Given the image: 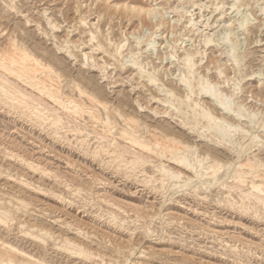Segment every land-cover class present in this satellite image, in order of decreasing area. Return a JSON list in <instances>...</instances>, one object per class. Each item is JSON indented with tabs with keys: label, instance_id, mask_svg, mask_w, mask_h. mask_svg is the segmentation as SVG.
I'll use <instances>...</instances> for the list:
<instances>
[{
	"label": "rangeland",
	"instance_id": "rangeland-1",
	"mask_svg": "<svg viewBox=\"0 0 264 264\" xmlns=\"http://www.w3.org/2000/svg\"><path fill=\"white\" fill-rule=\"evenodd\" d=\"M124 4L156 8L159 13L150 20L126 11L122 8ZM262 7L264 0H238L236 3L234 0H0V30L4 29L5 34L0 38V48L7 38L18 40L19 37L25 40L22 42L25 48L50 65L53 71L59 72L61 68V78L56 83L66 95L78 98L73 89L74 82L78 85L81 82L80 88L88 84L87 92L91 90L90 94L106 102L110 114L116 109L123 112L125 118L127 115L134 117L141 131L145 127L149 130L154 127L176 135L179 133L184 146L190 142L185 154L188 159L200 160L206 154L211 159L217 158L221 166L219 182L228 188L233 184L224 176L231 167L235 170L237 163L233 146L208 138L207 132H198L204 122L193 117L190 109H184L186 117H181L151 97L164 98V91L172 90L176 99H185L188 90L178 83L180 77L187 76L183 58L190 52L195 63L191 76L195 95L191 101L197 102L199 107H207L217 118L225 117V121L233 124L231 126L238 125L231 127L236 129L235 132L230 130L234 135L232 140L243 147L246 155H256L263 161ZM17 10L22 12L21 16L16 15ZM27 18L30 22L25 24ZM239 21L243 23L242 27ZM91 35L94 39L89 42ZM206 37H211L210 45L204 44ZM95 44L100 45L99 51H95ZM118 48L120 53L115 52ZM68 52L73 53L71 57ZM85 52L86 59L82 56ZM129 61H137L144 72L155 74L156 84L160 85L158 89L140 79ZM180 72L182 76H179ZM203 80L212 86L217 84L214 89L220 90L224 99L231 100L227 101L231 103H228L232 105L231 109L243 112L244 120L243 117L238 121L222 115L209 98L197 95L198 85ZM159 88L164 90L162 94ZM157 91H160L158 95ZM33 94L37 97L35 102L41 103L39 108L58 109L62 122L53 125L49 114L34 119L37 116L32 108L36 103L33 106L16 105V102L4 104L0 91V207L11 214L8 217L11 221L6 220L0 225V241L26 254L37 255V261L46 264H264V206L255 204L253 199L241 200L239 197L240 191L247 190L250 180L231 195L219 183L216 187L198 183L195 186L199 187V192H195L194 183L179 188L192 174L183 173L179 180H167L157 171V159L153 160L154 166L136 168L137 171L125 168V165L118 167L116 162L107 163L109 155L98 152L95 157L93 153L98 145L96 133L100 134L107 120L101 107L84 101L85 113L71 118L62 115L63 110L43 96ZM43 100L47 105L42 103ZM93 108L100 115L98 123L88 116L87 111H93ZM155 111L158 114H154ZM196 111L197 114L199 108ZM250 115L257 128L248 124L252 119ZM111 118L112 115L109 120ZM182 119L185 124L181 123ZM112 126L114 128L107 134L109 140L118 139L117 133L124 122L116 119ZM77 128L82 132L74 133ZM245 130L247 134H244ZM250 135L257 136L253 143H250L253 138ZM161 163L165 169L176 172L173 164L164 160ZM148 178H151L150 183ZM209 180L202 179L207 184ZM32 225L49 230L51 237L46 236L41 242L43 240L22 233ZM65 238L91 256L77 258L60 250Z\"/></svg>",
	"mask_w": 264,
	"mask_h": 264
},
{
	"label": "bare ground",
	"instance_id": "bare-ground-1",
	"mask_svg": "<svg viewBox=\"0 0 264 264\" xmlns=\"http://www.w3.org/2000/svg\"><path fill=\"white\" fill-rule=\"evenodd\" d=\"M235 3L238 1L234 0ZM196 4H194L195 6ZM235 5V4H234ZM233 5V6H234ZM237 5V4H236ZM118 7V5H115V7ZM193 6V5H192ZM122 8H124L126 11L130 12V13H136L137 16L142 17V15L144 16V18L147 19H153L157 17V14L159 13V11L156 8H147V7H136V6H129V5H122ZM13 9V8H12ZM116 9V8H115ZM264 8L262 7V10ZM160 10V9H159ZM125 12V13H128ZM158 12V13H157ZM264 12V10H263ZM16 15L21 16V11L17 10ZM222 13V12H221ZM224 13H222L221 15L223 16ZM128 16V15H127ZM156 16V17H155ZM161 16V15H160ZM159 17V16H158ZM241 20L242 21H245ZM25 24H28L30 21L27 18L26 20L24 19ZM190 21V25H192V21ZM84 22V21H83ZM240 22V21H239ZM239 23V25L243 24V23ZM247 22V21H246ZM161 24V23H160ZM159 24V25H160ZM246 25V23H245ZM154 26V25H153ZM155 27H158L155 26ZM242 27V25H241ZM239 27V28H241ZM245 27V26H243ZM57 28V27H56ZM242 29V28H241ZM0 38L2 36H4V29L0 30ZM13 35V34H12ZM9 36V35H8ZM15 36V35H14ZM18 37V36H17ZM152 37V36H151ZM225 38V37H224ZM223 38V39H224ZM94 39L93 35L90 36L89 42L92 41ZM206 39V40H205ZM204 40V44L205 45H210L212 42L210 41L211 37L209 38H205ZM225 39H229V38H225ZM236 39V38H235ZM108 40V39H107ZM65 41V40H64ZM88 41V40H87ZM225 41V43L227 42H231V41ZM237 41V40H236ZM22 41L19 37L18 40L17 38H13V37H9L6 40L5 45H3L0 48V91L2 93V100L5 102L4 104H8V103H13L16 102V105H25V106H33L34 103H36L35 101L37 100L36 95L33 94V92L37 93L38 95H41L44 97V99H46L47 101L51 102V104H53L55 107L62 109L63 113L62 115H65L67 117H75L76 115H80L81 113H85V107H84V101H87L90 105H96L99 106L103 109V111L106 112V116L105 118L106 123L104 122L103 125L104 127L102 128L100 134L96 133L97 137H95V140L97 142V148L93 149V153L95 155V157L97 156V153L99 152H104L107 156L109 155V161L107 163L110 164H115V162L117 163V166L119 167L124 166L125 168L131 169V170H135L136 168H145V167H149L151 165L154 164V159H157L159 161L158 165L156 166L157 171H159V173L162 174V176L164 178H166L167 180H179L180 178H183V173H189L192 174L194 181L192 180L193 178L191 176V178L187 177L185 182L182 184V186L179 185V188H187L190 184L194 183L193 186L198 185V183L201 186H206L208 185L210 186H215L218 183L220 184V186H223V182H219V178H218V173L219 170L221 169V166L218 163V160L216 157H214L213 159H211V157H208V154H206L205 158H201L200 160L195 159V157L193 159H188V157L185 155L186 151L188 149V146L190 145V142L188 146H184L183 142L180 140V135H176L173 134L169 131L166 130H162L159 128L154 129L153 130H149L146 129L145 125H144V130L141 131L140 130V126L138 121L134 118V117H129L127 115V117L125 118L124 113L114 109V112L112 114H110L109 109L107 108V103L104 102L103 100H99L98 98H96V95L94 94H90L91 93V88L89 89L90 92H87V90L85 89V87L88 86H84V88H80L78 84H76L74 82V88L77 91V95H78V100L73 99L72 96H68L65 93L62 92L61 88L59 85H57L56 80L61 78L59 75V72L61 70V68H59V72H55L53 71V69L50 67V65H46L45 63H43L40 59L36 58L35 55H33V53H30V51H28L27 48H25V46L23 45ZM211 42V43H210ZM235 42V41H234ZM71 43V42H70ZM222 43V42H221ZM224 43V44H225ZM26 44V43H25ZM64 44V42H63ZM69 44V43H68ZM231 44V43H230ZM237 44V43H234ZM234 44H232L234 46ZM72 45V43H71ZM70 45V46H71ZM204 45V46H205ZM228 45V44H227ZM74 46V45H73ZM72 46V47H73ZM77 46V45H75ZM146 46V45H145ZM148 46V45H147ZM231 46V45H230ZM232 46V47H233ZM71 47V48H72ZM236 47V46H234ZM120 48L122 49V47L120 46ZM120 48L116 49L115 52L116 53H120ZM63 49V48H61ZM60 49V50H61ZM68 49V48H67ZM75 49V48H74ZM94 49V47H93ZM101 49L99 44H95V51H99ZM236 49V48H235ZM79 50V49H78ZM104 50V49H103ZM142 50V49H140ZM146 51V49H144ZM142 50V51H144ZM230 50V49H229ZM69 51V50H68ZM80 51V50H79ZM78 51V52H79ZM94 51V52H95ZM120 51V52H119ZM148 51V49H147ZM231 51H234L231 49ZM230 51V53H232ZM236 51V50H235ZM61 52V51H60ZM133 52V51H132ZM153 52V51H152ZM186 52V51H185ZM184 52V53H185ZM189 52V51H188ZM107 53V52H106ZM142 53V52H140ZM147 53V52H146ZM199 53V52H198ZM224 53V52H223ZM227 53V52H226ZM225 53V54H226ZM228 54L231 55L234 54ZM67 54V53H66ZM73 54V53H72ZM71 53L68 52V55L71 57L72 56ZM115 54V53H114ZM148 54V53H147ZM226 54V56H227ZM237 53H235L236 55ZM122 55V54H119ZM135 55V54H134ZM133 55V56H134ZM139 55V54H138ZM173 55V54H172ZM85 59H86V52L82 55ZM117 56V54H116ZM150 56V55H149ZM171 56V55H170ZM176 56V55H175ZM195 56V55H194ZM229 56V57H231ZM240 56L243 57V54ZM238 56V57H240ZM94 57V56H93ZM113 57V56H110ZM120 57V56H119ZM122 57V56H121ZM183 57V56H182ZM181 57V58H182ZM237 57V56H235ZM237 57V58H238ZM241 57V58H242ZM73 58V57H72ZM83 58V59H84ZM92 58V57H91ZM90 58V59H91ZM139 58V57H138ZM148 58V56H147ZM150 58V57H149ZM174 58V57H173ZM228 58V57H227ZM114 59V58H112ZM136 59V57L134 58V60ZM179 59V58H178ZM233 59L234 56H233ZM243 59V58H242ZM54 60V59H53ZM132 60V59H130ZM137 60V59H136ZM180 60V59H179ZM230 60V59H229ZM241 61V59H239ZM238 60V61H239ZM95 61V60H94ZM138 61V60H137ZM137 61H129L132 62L131 63V67L134 70H137V75L139 76L140 79H143V81L147 82L150 87L156 86L157 89L158 86L156 83L158 82V79H156L153 75H151V73H146L141 69V66L137 63ZM163 61V60H162ZM161 61V62H162ZM232 61V59H231ZM53 62V61H52ZM236 62V59L235 61ZM233 62V64H235ZM104 63V62H103ZM197 63V62H196ZM242 63V62H241ZM85 64V63H84ZM183 64L186 67V71H187V76L185 74V76L180 77L179 78V82L178 84H180V86H183L185 89L188 90V93L185 95V99L184 100H179L176 99L175 95L171 92V91H164L162 88H159V90L162 92L164 91V98H156V97H151L152 99H154L159 105H161L162 107L168 108L173 111L175 113V115L179 114L181 115V117H186L185 113L183 112L184 109H190L191 113L193 114V117H198L199 121H203L204 125L201 126L202 130H199L198 132H202V133H208L207 136L209 138L213 137L216 138V141L219 140L220 143H228L231 144L233 147L231 149H234L235 152L233 153H237V163L235 166V170H231L224 176L226 178H228L229 180L232 181L233 186H228V188L226 186H223V188L227 189L228 195L233 194V192H235V190L237 189H241L246 185V181L250 180L249 183L247 184V190L245 192L240 191L239 197L241 198V200H251L253 199L255 201V204H260L262 206H264V160L262 161L261 159L257 158L256 155H246L247 152L244 151L242 148V146L238 143H235L233 139L234 135L233 132H231L230 130H233L235 132L236 129H231V125H233L231 123V120L229 121L231 123V125L228 123V120L225 121V117L224 119L221 118H217L215 116H213L211 114V112L206 109L205 107H199V104L195 101H191V98L193 95H195L194 91H193V85L191 83V76H193V68L195 66V63L193 61V54L186 53L184 58H183ZM240 64V63H239ZM238 64V65H239ZM55 65V64H54ZM105 65V64H104ZM142 65V64H141ZM145 65H147L145 63ZM58 66V65H56ZM84 66V65H83ZM97 66V65H94ZM108 66V65H107ZM106 66V67H107ZM122 66V65H121ZM180 67H182V64L179 65ZM234 66V65H233ZM61 67V66H60ZM105 67V68H106ZM184 67V68H185ZM236 67V64H235ZM90 68V67H89ZM96 68V67H95ZM146 69V68H145ZM218 69V68H216ZM58 70V69H57ZM103 70V69H102ZM152 70V69H151ZM155 70V68H154ZM153 70V71H154ZM156 71V70H155ZM178 71V70H177ZM185 71V73H186ZM219 71V70H218ZM239 71V69H238ZM217 72V71H216ZM61 74V73H60ZM198 74V73H196ZM218 74V73H217ZM220 74V73H219ZM170 75V74H169ZM181 75V72L179 74V76ZM223 74H221L222 77ZM176 76V75H175ZM182 76V75H181ZM198 77V75H197ZM205 77V76H204ZM178 79V77H175ZM196 78V77H195ZM199 78V77H198ZM202 78V77H201ZM203 79V78H202ZM205 79V78H204ZM207 79V78H206ZM72 80V79H70ZM82 80V79H81ZM79 80V81H81ZM198 80V79H197ZM59 81V80H57ZM200 81V79H199ZM240 81V80H239ZM178 82V81H177ZM237 82V80H236ZM235 82V83H236ZM64 83V82H63ZM68 83V82H67ZM71 83V82H70ZM196 83V82H195ZM61 84V83H60ZM146 84V83H145ZM198 84V83H197ZM212 84V83H211ZM210 83H208L207 81L203 82L201 81L198 85V92L197 95L200 96H204L205 98H209L211 102H213V104L217 107V109L219 111H221L222 115H226L227 117H233V119H237L238 121H240V118L243 117V112L241 113L239 110L238 111H234L233 109H231L232 105H229L231 103L227 102L228 100L224 99L223 94L221 92H219L217 89L215 90L214 88L217 86L216 85H211ZM235 85V84H234ZM22 86L24 88H22ZM196 86V85H194ZM237 86V84L235 85ZM155 87V88H156ZM164 87V86H162ZM218 87V86H217ZM237 88V87H236ZM26 89H30V91H27ZM70 89V88H69ZM93 90V89H92ZM168 90V89H167ZM235 90V89H234ZM233 90V92H234ZM237 90V89H236ZM241 90V89H240ZM156 91V90H155ZM160 91H157V95L158 93H160ZM70 92H72V90H70ZM69 92V94H70ZM94 92V91H93ZM95 93V92H94ZM235 93V92H234ZM96 94V93H95ZM99 94V93H98ZM97 94V95H98ZM235 95V94H234ZM233 95V96H234ZM227 96H229L227 94ZM231 96V95H230ZM101 97V96H99ZM104 97V96H103ZM102 97V98H103ZM226 97V96H225ZM232 97V96H231ZM227 98V97H226ZM229 98V97H228ZM234 98V97H233ZM1 99V98H0ZM39 100V99H38ZM105 100V99H104ZM197 101V99H195ZM199 101V100H198ZM231 101V100H230ZM137 102V101H136ZM176 102V103H175ZM3 103V102H2ZM1 103V104H2ZM42 103H44L45 105H47V103L45 102V100L42 101ZM110 103V102H109ZM138 103V102H137ZM201 103V102H200ZM229 103V104H228ZM14 104V105H15ZM32 104V105H31ZM88 104V105H89ZM113 104V103H112ZM139 104V103H138ZM235 104V103H234ZM13 105V104H12ZM41 105V103H36V105H34V107L32 108V110L34 111L33 113L37 116L34 119H37L39 117H41L42 114H49L50 117L53 118V125L58 126L61 125V114L57 113L58 109H54V107H42L39 108ZM52 105V106H53ZM116 105V104H115ZM114 105V107H115ZM239 105V104H237ZM204 106V105H203ZM18 107V106H17ZM118 107H121L118 106ZM242 107V106H241ZM240 107V108H241ZM11 108V107H10ZM13 108V106H12ZM23 108V107H22ZM89 108V107H88ZM92 108V107H91ZM96 108V107H95ZM122 108H124L122 106ZM121 108V109H122ZM142 109V107H140ZM199 108V112L196 114V109ZM235 108V107H234ZM18 109V108H17ZM21 109V108H20ZM90 109V108H89ZM94 109V108H93ZM97 109V108H96ZM94 109L93 111L89 110L87 111L88 116L91 118V120H95L96 122L99 120L100 115H98V111ZM112 109V108H111ZM118 109V108H117ZM236 109V108H235ZM238 109V108H237ZM85 110V111H84ZM140 110V109H139ZM243 110V109H242ZM21 111V110H20ZM25 111V110H24ZM23 111V112H24ZM61 111V110H60ZM59 111V112H60ZM113 111V110H112ZM141 111V110H140ZM151 111H154L153 109ZM251 111V110H250ZM28 112V111H27ZM43 112V113H42ZM125 112V111H124ZM163 112V111H162ZM215 112V111H214ZM213 112V113H214ZM245 112V110H244ZM86 113V114H87ZM153 113V112H152ZM166 112H163V114L165 115ZM112 115L111 120H109L110 115ZM154 114H158V112H154ZM169 114V113H168ZM246 114V113H245ZM82 115V114H81ZM137 115V114H136ZM160 115V114H159ZM191 115V114H190ZM252 115V114H251ZM250 115V116H251ZM255 115V114H254ZM133 116V115H132ZM154 116V115H153ZM158 116V115H157ZM161 116V115H160ZM250 116L248 118H250ZM256 116V115H255ZM136 117V116H135ZM170 117V116H169ZM245 117V116H244ZM243 117V120H244ZM253 116H251L252 118ZM138 118V117H136ZM176 118V117H175ZM256 118V117H255ZM46 119V117L44 118ZM68 119V118H67ZM74 119V118H73ZM87 119V118H86ZM116 119H121L124 122V126L121 127L120 131L117 133L118 135V139H114V140H109L108 139V133L111 132L110 130L112 128H114L112 125L113 123H116ZM173 119V117H172ZM180 119V118H179ZM178 119V120H179ZM192 119V118H191ZM231 119V118H230ZM77 120V119H76ZM139 120V119H138ZM177 120V121H178ZM185 120V119H184ZM184 120L182 119V124H185L186 122H184ZM194 120V118H193ZM242 120V121H243ZM246 120V118H245ZM256 120V119H255ZM40 121V119H39ZM94 121V122H95ZM247 121V120H246ZM48 122V121H47ZM67 122V120H66ZM75 122V121H74ZM191 122V121H190ZM98 123V122H97ZM256 124L254 122V119H249V123L248 124ZM259 123V122H258ZM51 124V123H50ZM51 124V125H52ZM92 124V123H91ZM96 124V123H95ZM198 124V123H197ZM247 124V125H248ZM52 125V127H53ZM67 125V124H66ZM71 125V124H70ZM74 125V124H72ZM94 125V124H93ZM92 125V126H93ZM97 125V124H96ZM95 125V126H96ZM101 125V124H100ZM102 125V126H103ZM187 125V124H186ZM185 125V126H186ZM189 125V124H188ZM245 125V124H244ZM253 125V124H252ZM87 126V125H85ZM94 126V127H95ZM112 126V127H110ZM116 126V125H115ZM182 126V125H180ZM235 126V125H234ZM251 126V125H248ZM255 128L256 125H253ZM258 126V125H257ZM50 127V125H49ZM67 127V126H66ZM157 127V126H155ZM238 125L236 127L233 128H237ZM57 128V127H56ZM55 128V129H56ZM61 128V127H60ZM93 128V127H92ZM120 128V127H119ZM195 128H196V124H195ZM194 128V129H195ZM50 129V128H49ZM67 129V128H66ZM191 129V128H190ZM60 130V129H59ZM70 130V129H69ZM84 130V129H83ZM86 130V129H85ZM93 130V129H92ZM251 130V129H250ZM74 133H80L82 132L81 129H76L73 130ZM175 131V130H174ZM240 131V130H239ZM247 130L242 131L244 132V134H247L246 132ZM68 132V130H67ZM114 132V131H113ZM259 132V131H258ZM71 133V132H70ZM250 133V131H249ZM248 133V135H249ZM261 133L264 135V123L261 125ZM55 134L57 135V131L55 132ZM236 134V133H235ZM60 135V134H58ZM91 135V133H90ZM182 135V134H181ZM201 135V134H200ZM241 135V134H240ZM253 135V134H252ZM250 135V137L252 136ZM79 136V135H78ZM111 136V134H110ZM207 136L205 138H207ZM59 137V136H58ZM245 137V136H244ZM243 137V138H244ZM253 137V136H252ZM94 138V137H93ZM199 138V137H198ZM242 138V139H243ZM256 137H253L251 139L250 143H253V141H255ZM260 139V137H258ZM79 139V138H77ZM92 139V138H91ZM113 139V138H112ZM246 139V138H245ZM249 139V137H248ZM81 140V139H80ZM86 140V139H85ZM119 140V141H117ZM215 141V142H216ZM248 141V140H247ZM187 142V141H184ZM209 142V141H208ZM243 142V141H242ZM241 142V143H242ZM264 142V141H263ZM262 142V143H263ZM77 143V141H76ZM194 143V142H193ZM219 143V144H220ZM261 143V144H262ZM81 144V143H80ZM205 144V143H204ZM211 144V143H210ZM221 144V145H222ZM259 144V142H258ZM257 144V145H258ZM79 145V144H78ZM213 145V144H212ZM244 145V144H242ZM256 145V147H257ZM263 145V144H262ZM205 146V145H204ZM203 146V147H204ZM260 146V145H259ZM191 147V146H190ZM189 147V148H190ZM193 147V146H192ZM211 146H209V150ZM238 147V148H237ZM264 147V146H262ZM261 147V148H262ZM89 148V146H88ZM87 148V149H88ZM194 148V147H193ZM198 148V146H197ZM207 148V149H208ZM240 148V149H239ZM254 148V147H253ZM260 148V149H261ZM206 149V148H205ZM204 149V150H205ZM215 149V148H212ZM229 149V148H228ZM239 149V150H238ZM255 149V148H254ZM84 150V149H83ZM193 150V149H192ZM233 150V151H234ZM247 150V149H246ZM232 151V150H231ZM249 151V150H248ZM228 152V151H227ZM257 152V151H256ZM92 153V154H93ZM195 153V152H194ZM232 153V152H231ZM250 153V152H249ZM254 153V152H253ZM210 154V152H209ZM252 154V153H251ZM104 155V154H101ZM191 155V154H190ZM195 155V154H194ZM216 155V154H214ZM202 157V156H201ZM236 157V156H235ZM104 158V157H103ZM102 158V159H103ZM230 158V157H229ZM223 159V158H222ZM107 160V159H106ZM167 161L171 164H173V166L176 167V172H172L171 170L165 169L164 165L161 163V161ZM231 160V159H230ZM234 160V159H233ZM232 160V161H233ZM224 161V160H223ZM205 162V163H204ZM106 163V164H107ZM168 163V164H169ZM105 164V163H104ZM109 164V165H110ZM165 164V163H164ZM155 165V164H154ZM153 165V166H154ZM229 165V164H228ZM227 165V166H228ZM234 165V164H233ZM116 166V165H115ZM166 166V165H165ZM32 167V166H31ZM117 167V168H118ZM152 167V166H151ZM169 167V166H168ZM226 167V166H225ZM156 168H154L153 170H155ZM174 169V168H173ZM150 170V169H149ZM137 171V169H136ZM135 172V171H133ZM227 172V170L225 171ZM141 174V173H140ZM144 174V172L142 173ZM153 175V174H151ZM138 177V176H137ZM145 177V176H144ZM148 177V176H146ZM151 177V176H150ZM204 178H208L210 179L208 184L205 183L204 181H202V179ZM225 178V179H226ZM149 179V183L151 178ZM147 179V180H148ZM147 180L145 179V181L147 182ZM227 180V179H226ZM228 180V181H229ZM183 181V180H182ZM221 181V180H220ZM224 181V180H222ZM225 182V181H224ZM218 184V185H219ZM229 185V184H228ZM191 186V185H190ZM208 187V189H209ZM216 187V186H215ZM220 188V187H219ZM195 192H199V187L195 186L193 187ZM201 189V188H200ZM207 188H205L206 190ZM245 189V188H244ZM182 191V190H181ZM202 191V190H200ZM194 192V193H195ZM226 193V192H225ZM227 197V195H226ZM229 197V196H228ZM238 198V197H237ZM228 199V198H227ZM231 199V198H230ZM233 199V197H232ZM232 201V200H231ZM18 202V201H17ZM20 202V201H19ZM22 202V201H21ZM251 202V201H250ZM25 203V202H24ZM229 203V202H227ZM233 203V202H232ZM249 203V202H248ZM235 204V203H234ZM241 204V203H239ZM25 205V204H24ZM230 205V204H229ZM232 205V204H231ZM243 205V204H242ZM238 206V205H237ZM254 207V206H253ZM20 208V207H19ZM17 209V208H16ZM15 209V210H16ZM24 209V207H23ZM22 210V209H21ZM25 210V209H24ZM245 210V209H244ZM247 210V208H246ZM245 210V211H246ZM251 210V209H250ZM256 210V208H255ZM243 211V210H242ZM254 211V210H253ZM257 211V210H256ZM257 213V212H253ZM9 212L7 209L0 207V225H4L6 223V220H10L8 219L9 217ZM244 214V213H243ZM11 215V214H10ZM256 217V216H255ZM11 221V220H10ZM21 224V223H20ZM20 226V225H19ZM23 226V225H22ZM23 228V227H22ZM22 231V230H21ZM38 233V234H34L33 232ZM23 234L28 235V236H33L36 239L39 240H43L41 242H44V238L46 236H50V231L40 228L37 225H32L30 227V229L28 230H24L22 231ZM51 237V236H50ZM63 245L62 247H60V250H63L65 253L70 254V255H74L77 258H84V256H91V254L87 253L81 246H77L74 243H72L69 239H63ZM24 253L22 250H20L19 248H16L10 244H6L3 241H0V264H46L43 262H39L37 261V255H33L31 253L26 254ZM22 258V259H20Z\"/></svg>",
	"mask_w": 264,
	"mask_h": 264
}]
</instances>
